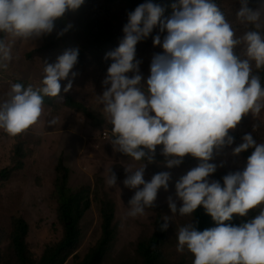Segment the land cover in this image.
<instances>
[{"label": "clouds", "instance_id": "clouds-1", "mask_svg": "<svg viewBox=\"0 0 264 264\" xmlns=\"http://www.w3.org/2000/svg\"><path fill=\"white\" fill-rule=\"evenodd\" d=\"M85 0H0V69L13 59L10 38L39 40L51 35L56 21L78 10ZM172 14L162 19L165 9L145 0L127 13L124 36L118 47L106 54L112 63L98 96L103 115L112 127L110 143L115 152L134 161L155 162L157 146L168 168L179 166L191 155L199 163L175 183V198L167 202L173 215L192 216L203 206L216 222L200 231L193 222L177 231V251L187 249L193 264H264V143L251 133L233 149L238 155L254 151L242 170L229 172L219 180L210 179L217 165L210 161L214 152L232 145L234 130L251 114L259 117L264 109V86L254 73L264 69V3L253 9L241 0L236 18L247 29L242 35L230 23L214 0H175ZM159 27L161 38H153L162 53L154 54L146 84L136 59L137 44ZM72 24L57 32L63 36ZM79 48H69L56 62H45L42 86L34 89L15 83L0 101V129L11 137L27 132L40 122L44 97H57L61 81L69 92L77 73ZM131 74V75H130ZM73 79H69V77ZM146 88V90H145ZM50 119L48 124L55 125ZM146 163L125 167V187L135 190L129 201L130 217L143 216L155 206L161 188L169 190L172 174L162 171L145 180ZM106 184L117 185L115 172L106 169ZM177 200L182 203L178 207ZM259 214L239 226L225 223L234 214ZM161 230L169 227L163 217Z\"/></svg>", "mask_w": 264, "mask_h": 264}, {"label": "rangeland", "instance_id": "rangeland-1", "mask_svg": "<svg viewBox=\"0 0 264 264\" xmlns=\"http://www.w3.org/2000/svg\"><path fill=\"white\" fill-rule=\"evenodd\" d=\"M136 1L91 0L89 14L93 17L97 11H110L108 19L111 24L107 26L105 22L104 30L106 33L108 27L111 30V34L108 35L111 37V45L100 52L95 46L81 55L80 45L65 42H61L56 50L51 51L50 45L57 39V30L39 40L10 38L13 59L8 63L7 69H0V101L7 99L9 84L13 79L27 80L28 85H32L34 89L41 87L45 62L54 63L65 50L78 47V63L73 69L77 75L74 79L69 77L73 79V87L65 93L63 88L68 81L62 80L60 95L83 103L84 108L81 114L61 105L51 108L43 105L44 112L40 122L27 132L11 137L0 129V168L10 163L12 149L16 143H22L27 151V156L23 158V168L16 171L9 181L0 184V250L3 254H7L10 249L11 226L15 218H22L27 222L29 226L27 244L36 260L41 257L47 246L61 238L62 229L57 219V201L53 197V181L57 155L62 150L69 149L72 155V161L68 162L69 185L74 190L89 186L92 200L91 208L82 221L83 240L76 254L84 256L100 237L99 209L95 201L98 196L106 197L115 204L116 240L110 261L133 259L136 254V245L153 232L154 220L156 215L160 214L162 219L167 215L171 220L166 232L164 252L173 261L193 264L192 253L187 249L183 253L177 251L176 235L180 227L194 223L193 215L181 216L178 213L173 215L167 198L170 195L175 198L176 181L188 170L197 166L198 159L188 155L181 165L170 169L164 161L156 159L151 163L146 160L134 161L122 153L115 152L110 143L112 126L107 123L103 115V106L98 100V96L104 91L102 81L112 63L110 58H105L106 54L118 47L124 36L123 27L128 20L127 13L131 11ZM239 2L241 0H221L224 10H230L232 14L241 7ZM262 3L264 0H248V6L253 9L258 8ZM171 14L162 16V19L170 17ZM237 23V29H235L239 36L246 30L238 20ZM232 25L234 27L235 23ZM157 34H160L163 39L166 32L160 33L157 26L148 38L137 44L136 59L141 61L140 71L145 84L150 75V65L154 54L163 52L161 46L153 43V38ZM46 46L47 48L43 49ZM104 63L105 66H101ZM53 118L57 120V123L50 126L48 121ZM247 133H251L258 143H264V109L257 118H253L251 114L246 115L236 129L230 130L234 142L214 152L210 162L217 165V171L211 175L210 179L219 180L223 184L225 175L242 170L246 166L247 158L254 151V147L238 155L233 154V149L243 142L242 137ZM145 163L144 178L147 181H150L156 173L171 172L169 190L165 191L161 188L155 206L147 208L143 216L130 217L127 215L128 203L135 190L123 184L126 178L125 167L131 166L135 169ZM110 168L117 176L115 187L106 184V169ZM181 203L177 200L178 207ZM259 211V208L252 209L247 216L240 217L253 219ZM66 264H73V259H69Z\"/></svg>", "mask_w": 264, "mask_h": 264}, {"label": "trees", "instance_id": "trees-1", "mask_svg": "<svg viewBox=\"0 0 264 264\" xmlns=\"http://www.w3.org/2000/svg\"><path fill=\"white\" fill-rule=\"evenodd\" d=\"M113 1L111 0V2ZM90 2L91 0H85L78 10L69 11L64 18L56 21L55 30L57 32L65 28L69 23L72 24V27L63 36H57L55 42H51V51L56 50L61 42L80 45L81 55L86 54L88 50H91L95 46L99 50L98 52H100V50H106V47L111 45V37L108 36L111 34V30L109 27L107 33L104 30L105 22L107 26L111 24V21L108 19L110 11H97L93 17L89 14L91 10ZM144 2L145 0H137L131 11ZM153 2L160 4L165 9L164 16L172 13L171 5L175 0H153ZM214 2L221 8L227 20L230 23H235L234 28L237 29V18H234L236 11H233L234 13L232 14L230 10H224L221 0H214ZM243 27L245 28L244 25ZM244 30L247 29L245 28ZM45 48L47 46L43 47V49ZM101 66H105V63ZM253 71L260 75L262 86H264V69L256 70L253 66ZM27 82V80L13 79L9 87L11 88L15 83H21L26 88L29 86ZM43 105L48 108L61 105L81 114H83L84 108L83 103L64 95L44 97ZM161 148L162 145L157 146L158 150L155 159L165 161V157L160 152ZM26 156L27 151L23 144L16 143L12 149L10 163L0 168V184L9 181L16 171L23 168V158ZM71 161L72 155L70 150L64 149L58 153L55 162L53 197L57 201V219L62 229L61 238L54 244L47 246L41 257L36 260L27 244L29 226L24 219L15 218L12 220L11 226V246L7 254H3L0 250V264H66L69 259H73V264H185L183 261H173L164 252L167 230H161L160 226L164 221L160 214L156 215L154 220L153 232L136 245V254L133 259L128 261L122 259L110 261L113 245L116 240L115 204L106 197L101 198L98 196L95 201L99 209L100 237L84 256L81 257L76 254L83 240L82 221L91 208L92 200L89 186H82L74 190L69 185L70 166L68 162ZM193 218L195 226L200 231L217 226L213 218L205 212L203 206H200L193 213ZM250 220V218H241L239 215L234 214L233 219L225 223L239 226Z\"/></svg>", "mask_w": 264, "mask_h": 264}, {"label": "built area", "instance_id": "built-area-1", "mask_svg": "<svg viewBox=\"0 0 264 264\" xmlns=\"http://www.w3.org/2000/svg\"><path fill=\"white\" fill-rule=\"evenodd\" d=\"M105 135H106V133H105Z\"/></svg>", "mask_w": 264, "mask_h": 264}, {"label": "water", "instance_id": "water-1", "mask_svg": "<svg viewBox=\"0 0 264 264\" xmlns=\"http://www.w3.org/2000/svg\"><path fill=\"white\" fill-rule=\"evenodd\" d=\"M145 90H146V88H145Z\"/></svg>", "mask_w": 264, "mask_h": 264}]
</instances>
